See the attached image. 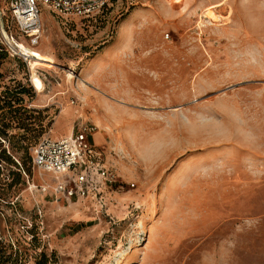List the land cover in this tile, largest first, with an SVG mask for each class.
Segmentation results:
<instances>
[{
    "label": "rangeland",
    "instance_id": "rangeland-1",
    "mask_svg": "<svg viewBox=\"0 0 264 264\" xmlns=\"http://www.w3.org/2000/svg\"><path fill=\"white\" fill-rule=\"evenodd\" d=\"M40 22L38 44L22 40L32 59L0 65V93L22 90L0 117V156L20 168L6 210L28 231L11 264H264V0H113L87 19L42 6ZM0 26L21 41L8 0ZM120 29L125 76L90 61ZM136 48L176 58L156 73L135 65ZM82 121L123 188L56 200L31 148Z\"/></svg>",
    "mask_w": 264,
    "mask_h": 264
},
{
    "label": "built area",
    "instance_id": "built-area-1",
    "mask_svg": "<svg viewBox=\"0 0 264 264\" xmlns=\"http://www.w3.org/2000/svg\"><path fill=\"white\" fill-rule=\"evenodd\" d=\"M113 0H8L10 16L17 28L20 42L13 34L3 31L0 38L10 55L28 60V49L35 47L41 37L40 7L45 6L64 19H87L106 9ZM168 37V34H166ZM25 49V50H24ZM24 50V51H23ZM27 50V51H26ZM73 103V101H72ZM97 126L92 122H77L72 132L58 139L41 137L32 148L33 164L41 171L54 174V182L42 184L43 192H50L56 199L73 201L96 196L101 185L123 188V182L115 171L106 166L103 154L92 142ZM74 171V176L61 178L59 175ZM133 187L134 184L130 183Z\"/></svg>",
    "mask_w": 264,
    "mask_h": 264
},
{
    "label": "trees",
    "instance_id": "trees-1",
    "mask_svg": "<svg viewBox=\"0 0 264 264\" xmlns=\"http://www.w3.org/2000/svg\"><path fill=\"white\" fill-rule=\"evenodd\" d=\"M13 21V20H12ZM15 25V24H14ZM16 27V26H15ZM17 29V28H16ZM6 31V30H5ZM8 33V31H6ZM9 34H12L9 32ZM9 54L6 46L2 43L0 38V65L1 60ZM1 77V73H0ZM21 89H15L14 91L4 90L0 93V117H2L1 110L5 107H10L12 105V99L19 100L16 98L17 94L21 93ZM6 117V115H5ZM2 135L6 136V133L0 131V146H1V137ZM40 139V138H39ZM38 139V140H39ZM38 140L34 143L32 148L38 142ZM12 150L15 153H20L26 146L22 144H13ZM32 148H31V158H32ZM4 153L5 150L2 149ZM20 156V155H19ZM33 162V161H32ZM17 163V162H16ZM13 160L10 159L9 156H5L2 158L0 156V264H11V262H15L20 259L21 251L23 249V245L25 241V232H28L25 223H17L14 222L12 216H10L6 210L8 205H10L9 196L4 192L5 185L10 186L11 183L7 182L9 176L16 174L20 177L19 174V166ZM20 164V161H18ZM8 166H7V165ZM21 165V164H20Z\"/></svg>",
    "mask_w": 264,
    "mask_h": 264
},
{
    "label": "crops",
    "instance_id": "crops-1",
    "mask_svg": "<svg viewBox=\"0 0 264 264\" xmlns=\"http://www.w3.org/2000/svg\"><path fill=\"white\" fill-rule=\"evenodd\" d=\"M135 30V29H134ZM126 33V32H125ZM126 34H123L122 30H118L117 35L115 37H113L106 45H104L103 47H101V49L91 58L90 61H93L95 59V61H93L94 64L99 63V65L106 63L107 61L110 62H118L120 65V68H122V73L123 76H125V73L127 70H125V66H123L121 64V62H126L127 59L126 56H123L122 53H124L123 51L120 50V42L123 40V37ZM127 36V35H126ZM158 49L155 48L154 50H151V52H149L148 54L142 55L141 54V48H136L134 50V53H138L135 60V65H138L140 67H145L148 70L154 69V70H158V72L156 73H161L162 70L165 68L164 65H166V63H168L170 60L172 61V59H175L176 57L174 55H167V56H162L159 55V51H157ZM161 57V61H159ZM179 57V56H178ZM158 64V65H157ZM129 72V71H127ZM117 75L119 74L118 72H115ZM131 73V72H129ZM139 79H140V86H146L148 92H150L151 90H153L154 88L152 86L149 85V81L148 78L150 76H148V74L141 72L138 75ZM159 78H162V76L159 75ZM59 117V116H58ZM57 117V118H58ZM56 118V119H57ZM56 121V120H55ZM54 121V122H55ZM54 124V123H53ZM52 124V126H53ZM52 131V128L50 129V132ZM72 132V127L71 130L69 132V134ZM67 134V135H69ZM67 135H62V136H56L55 138H61Z\"/></svg>",
    "mask_w": 264,
    "mask_h": 264
},
{
    "label": "bare ground",
    "instance_id": "bare-ground-1",
    "mask_svg": "<svg viewBox=\"0 0 264 264\" xmlns=\"http://www.w3.org/2000/svg\"><path fill=\"white\" fill-rule=\"evenodd\" d=\"M206 17H208L210 20H212V21H215V19L217 18V14L215 13V11L214 10H210V9H207L206 10ZM25 50V49H24ZM23 50V51H24ZM27 51V50H26ZM29 56H30V54H29ZM31 57V56H30ZM31 59H32V57H31ZM30 59V60H31ZM33 75H32V79H31V83H32V85L36 88V89H38L39 91L42 89V87H41V84H40V81H39V78H38V76H36L34 73H32ZM105 113V112H104Z\"/></svg>",
    "mask_w": 264,
    "mask_h": 264
}]
</instances>
